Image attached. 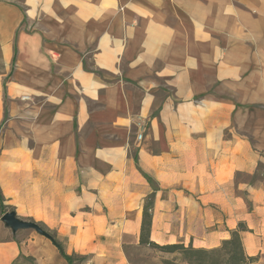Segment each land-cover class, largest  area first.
<instances>
[{
	"label": "crops",
	"instance_id": "obj_1",
	"mask_svg": "<svg viewBox=\"0 0 264 264\" xmlns=\"http://www.w3.org/2000/svg\"><path fill=\"white\" fill-rule=\"evenodd\" d=\"M5 99L56 245L0 223V264H69L57 244L131 264L149 196L150 241L210 250L242 224L264 264V0H0V123Z\"/></svg>",
	"mask_w": 264,
	"mask_h": 264
},
{
	"label": "rangeland",
	"instance_id": "obj_2",
	"mask_svg": "<svg viewBox=\"0 0 264 264\" xmlns=\"http://www.w3.org/2000/svg\"><path fill=\"white\" fill-rule=\"evenodd\" d=\"M8 100H4V107L6 108V116L4 120L0 123V171L5 167L7 171L5 172L6 180L8 182H4L0 179V218L6 212L15 211L17 216L29 222H34L40 226L45 232H49L45 226L33 219V213L35 206H39L37 203H34V189L32 186L31 181L26 182L25 184H29L26 186L23 182V175H29L28 172H24L23 168H29L30 165V157H23V150H21V154H17L18 151L8 156L6 153L7 150L17 149L18 146H25L28 148L32 147V141L28 139H23L24 134H31L30 126L27 127L26 125L17 123L18 118L16 115L8 116ZM4 154L5 159L8 158L9 164L2 163L1 154ZM7 157V158H6ZM27 158V159H25ZM6 161V160H5ZM7 166V167H6ZM19 168L22 170L19 172V180L16 178L14 180L9 178V174L18 173ZM0 178H2L0 176ZM152 196L146 197L144 202L142 203V208H144L145 204H149L151 206ZM251 209V207H250ZM150 213V209H148ZM76 224L73 227H80L82 226L80 221H75ZM0 223L3 225V222L0 220ZM237 230H244V225L238 224ZM34 231V230H32ZM82 238L81 236H78ZM80 240V239H78ZM138 240L135 242L133 236L123 235L121 237L120 247L122 252L126 255L129 262L131 264H159L166 258L172 259L173 255H168L166 253L161 252L155 248H148L143 247L137 244ZM155 243V242H154ZM157 244V243H155ZM162 246L161 244H157ZM190 246V245H188ZM187 247V245H185ZM73 261L78 260L80 258L76 256H72Z\"/></svg>",
	"mask_w": 264,
	"mask_h": 264
},
{
	"label": "trees",
	"instance_id": "obj_3",
	"mask_svg": "<svg viewBox=\"0 0 264 264\" xmlns=\"http://www.w3.org/2000/svg\"><path fill=\"white\" fill-rule=\"evenodd\" d=\"M148 209H150L149 204H145L138 244L173 255L172 259L166 258L159 264H249L254 261V258L247 257L244 253L239 236L241 230H236L219 247L210 250L195 249L192 246L185 247L182 244L159 246L150 241L151 215ZM57 247L64 259L72 264V256L66 255L59 244H57Z\"/></svg>",
	"mask_w": 264,
	"mask_h": 264
},
{
	"label": "water",
	"instance_id": "obj_4",
	"mask_svg": "<svg viewBox=\"0 0 264 264\" xmlns=\"http://www.w3.org/2000/svg\"><path fill=\"white\" fill-rule=\"evenodd\" d=\"M0 220L3 222L6 228L11 230L13 234H15L19 230H34L35 232L48 238L55 244L52 237L43 229H41L38 224L18 218L14 211L4 213L1 216Z\"/></svg>",
	"mask_w": 264,
	"mask_h": 264
},
{
	"label": "built area",
	"instance_id": "obj_5",
	"mask_svg": "<svg viewBox=\"0 0 264 264\" xmlns=\"http://www.w3.org/2000/svg\"><path fill=\"white\" fill-rule=\"evenodd\" d=\"M141 136H138V138H140Z\"/></svg>",
	"mask_w": 264,
	"mask_h": 264
}]
</instances>
